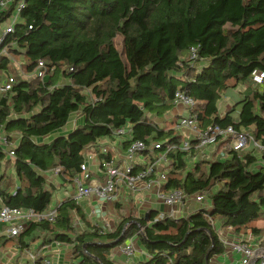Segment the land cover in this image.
I'll list each match as a JSON object with an SVG mask.
<instances>
[{
	"label": "trees",
	"instance_id": "trees-1",
	"mask_svg": "<svg viewBox=\"0 0 264 264\" xmlns=\"http://www.w3.org/2000/svg\"><path fill=\"white\" fill-rule=\"evenodd\" d=\"M22 2L4 40L7 54H0V83L14 81L0 94V132L19 138L13 159L0 148V208L48 211L53 193L44 176L58 168L62 184L73 182L85 151L122 127H130L131 141L166 148L189 139L194 145L190 136L148 118L162 119L176 90L195 101L200 129L231 126L264 145V93L250 79L253 71L264 76V0ZM10 13H0V25ZM191 48L197 50L194 65L187 59ZM38 63L46 70L44 79L24 78ZM240 85L250 88L244 96L235 93ZM229 95L231 109L220 116L219 103ZM76 113L80 123L58 134ZM218 150L223 160H199L192 167L193 147L169 153L161 187L187 195L205 191L209 209L179 219H158L155 211L140 218L130 214L100 233L89 224L78 231L72 214L83 215L66 199L52 222L31 223L16 238L0 234V248L58 243L70 248L71 264H112V250L136 235L148 256L142 264H209L225 251L213 223L236 235L264 238V154L254 169L253 152L232 150L228 140Z\"/></svg>",
	"mask_w": 264,
	"mask_h": 264
},
{
	"label": "built area",
	"instance_id": "built-area-1",
	"mask_svg": "<svg viewBox=\"0 0 264 264\" xmlns=\"http://www.w3.org/2000/svg\"><path fill=\"white\" fill-rule=\"evenodd\" d=\"M23 6L22 0H0V13L11 10L10 16L5 25H0V54H7L4 40L13 32V27L17 21V16ZM191 65L197 61V50L191 48L187 56ZM46 70L42 63H38L34 72L30 76L23 75L24 78H38L43 80ZM252 84L261 87L264 84V76L253 71L250 75ZM14 81L8 78L0 83V94L10 91ZM182 107L184 113L173 124L172 128L177 132H187L190 138L195 141L191 145L189 139H183L178 147L170 145L163 148V143L153 142L149 145L140 141H131L132 131L129 126L116 129L113 133L114 139L119 142H127L124 150H118L111 157H107L112 150L115 151L111 143L95 144L92 147L98 150L100 155L105 156L98 162V170L101 180L91 179L88 167L91 156L84 154V161L80 166L81 173L77 175L73 182L76 190L67 195V199L79 204L81 200L94 197L102 203H115L119 199L120 189L139 194L142 191H150L155 194L162 204L168 208L165 217L176 216L175 210L182 208L187 201L192 200L198 204L200 209H209L205 191L187 195L183 190H172L163 192L161 187L166 184L167 171L171 165L168 154L179 150L188 152L193 147L194 151L202 152L210 147H217L221 142L228 140L232 150H249L264 154V145L256 142L248 133H238L231 126L220 127L209 125L205 129H200L196 115L193 113L195 101L188 97L183 91L176 90L173 96L172 108ZM169 113V112H168ZM167 113V114H168ZM164 115L162 120L169 119ZM157 126L159 123L153 117L148 116ZM16 147L12 136H7L0 132V148L10 159H13V149ZM202 158V157H201ZM60 169L52 171L57 176ZM57 207V206H56ZM56 207L50 208L43 213H36L33 210H22L1 206L0 208V229L8 238H16L25 227L31 223L52 222L56 217ZM163 216L158 219L165 218ZM103 230L100 231V233ZM137 237V236H136ZM225 246L231 254L239 256L240 264H251L253 261L263 257V253L256 249L251 243L244 241H231ZM118 251L126 258H132L136 253V246L132 238L124 241L118 246ZM48 264V261H46Z\"/></svg>",
	"mask_w": 264,
	"mask_h": 264
},
{
	"label": "crops",
	"instance_id": "crops-1",
	"mask_svg": "<svg viewBox=\"0 0 264 264\" xmlns=\"http://www.w3.org/2000/svg\"><path fill=\"white\" fill-rule=\"evenodd\" d=\"M255 89L260 90L259 87H255ZM228 110L229 108H224L222 112H220L219 110L220 116H224ZM183 113L184 111L180 106L172 108L167 114V118H170L168 120H162V122L159 123L158 127H163L165 129L172 128L173 124ZM158 120L161 121V119ZM75 127L76 125H71V121L69 120L67 125L62 130H60L58 134H65L69 131H72ZM181 133H183L184 136H190V134L187 132ZM12 138L17 145L19 141L18 136L12 135ZM103 141L106 142L102 143ZM106 143H111L113 148L115 149V151H110L112 155H114V153H117L118 150H124L126 147L123 144L125 142H119L114 138L105 139L99 142V144ZM97 151L98 150L94 149V147L91 146L85 151V153L89 154V156L92 155L91 160L88 164L91 179L100 181L101 178L99 175L97 164L101 158L100 154ZM252 154L256 157L254 168L256 169L262 164L260 156L261 154L258 152H253ZM193 159L194 161L200 160L206 162H215L217 160H223L224 155L222 152H219L217 146L207 148L202 152L196 151L195 156L192 159H189V162H192ZM44 177L46 179L47 189L52 191L53 193V203L51 208L56 207L61 202L65 201L67 199V195L76 190L74 182L62 184L58 176L53 175L52 172ZM206 199L207 203L210 206V201L207 196ZM78 205L80 207L83 218L81 219L75 213L72 214L74 227L78 231L86 230L87 224H89L92 227L96 228L99 232L101 230H103L104 232H109L113 230L114 227H116L123 218L130 216V214L134 217L140 218L147 215L150 211H155L158 213V217H165L164 214L168 211V208L165 207L162 202L155 197V194L153 192L142 191L139 194H133L122 189H120L119 199L115 203H102L94 197H89L87 199L81 200ZM198 210H200L198 204L194 203L192 200L187 201L182 208H178L175 210L176 216L174 217V219L186 218L190 214ZM213 228L219 236L221 242L223 243L225 251L223 254L213 256L209 264H240L239 256L231 254L227 250L225 244L231 241L242 240V238L248 237L236 235L229 229H223L218 223H213ZM0 234L6 235L3 229H0ZM131 238L136 246L135 255L132 258H126L121 253H119L117 249L118 247H116L112 250V253L110 255L112 264H142L148 260V256L144 249L141 247L136 235H133L132 237H130V239ZM127 240H129V238L126 239L125 242ZM250 243L263 253V257L260 259L264 261V238L260 240H258L257 238H252V241ZM258 244L261 246H259ZM46 261H48V264H71V250L69 247L58 243H51L42 246L40 245V241L30 243L28 248L25 250H21L17 246L0 248V264H47Z\"/></svg>",
	"mask_w": 264,
	"mask_h": 264
},
{
	"label": "rangeland",
	"instance_id": "rangeland-1",
	"mask_svg": "<svg viewBox=\"0 0 264 264\" xmlns=\"http://www.w3.org/2000/svg\"><path fill=\"white\" fill-rule=\"evenodd\" d=\"M5 25V22L1 25V27H3ZM120 37H117L115 40H114V44L116 46V49L120 52L121 51V42H120ZM18 66V64H16ZM179 77V76H178ZM252 88L255 89V86L252 85ZM260 88V91L264 93V84L259 87ZM250 90V88L246 85H240L235 91V93H238L239 96H244L246 95V93H248ZM233 94V93H232ZM234 95V94H233ZM231 105H232V97L231 95L229 96H225L221 99L220 103H219V110L220 112L223 111L224 108H229L231 109ZM81 116L79 115V113H76L74 114L71 118H70V121H71V125H77L78 123H80L81 121ZM158 123L162 122V119L161 121H159L158 119H156ZM106 141H103L102 143H104ZM195 162L194 159L192 162H189V166L192 167V163ZM241 236H245V237H248V238H242V240H238V241H244V242H251L252 241V237L251 235H241ZM252 238H251V237ZM255 239V238H254ZM263 239V238H262ZM260 240V239H258ZM259 245V244H258ZM261 246V245H259ZM257 249V248H256ZM31 253V252H30Z\"/></svg>",
	"mask_w": 264,
	"mask_h": 264
},
{
	"label": "water",
	"instance_id": "water-1",
	"mask_svg": "<svg viewBox=\"0 0 264 264\" xmlns=\"http://www.w3.org/2000/svg\"><path fill=\"white\" fill-rule=\"evenodd\" d=\"M146 216V215H145Z\"/></svg>",
	"mask_w": 264,
	"mask_h": 264
}]
</instances>
